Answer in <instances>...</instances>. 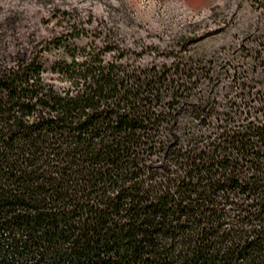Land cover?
<instances>
[{"label":"trees","instance_id":"1","mask_svg":"<svg viewBox=\"0 0 264 264\" xmlns=\"http://www.w3.org/2000/svg\"><path fill=\"white\" fill-rule=\"evenodd\" d=\"M32 66L0 75V264H264L260 147L172 150L153 89Z\"/></svg>","mask_w":264,"mask_h":264},{"label":"rangeland","instance_id":"2","mask_svg":"<svg viewBox=\"0 0 264 264\" xmlns=\"http://www.w3.org/2000/svg\"><path fill=\"white\" fill-rule=\"evenodd\" d=\"M33 64L55 92L98 67L153 89L172 150L242 139L264 162V0H0V75Z\"/></svg>","mask_w":264,"mask_h":264}]
</instances>
